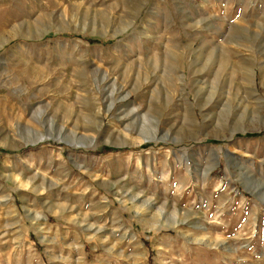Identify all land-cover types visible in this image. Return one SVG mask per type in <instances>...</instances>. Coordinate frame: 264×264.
I'll list each match as a JSON object with an SVG mask.
<instances>
[{
  "label": "rangeland",
  "instance_id": "1",
  "mask_svg": "<svg viewBox=\"0 0 264 264\" xmlns=\"http://www.w3.org/2000/svg\"><path fill=\"white\" fill-rule=\"evenodd\" d=\"M0 264H264V0H0Z\"/></svg>",
  "mask_w": 264,
  "mask_h": 264
},
{
  "label": "bare ground",
  "instance_id": "2",
  "mask_svg": "<svg viewBox=\"0 0 264 264\" xmlns=\"http://www.w3.org/2000/svg\"><path fill=\"white\" fill-rule=\"evenodd\" d=\"M145 140H147V139H145Z\"/></svg>",
  "mask_w": 264,
  "mask_h": 264
}]
</instances>
